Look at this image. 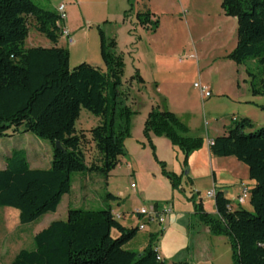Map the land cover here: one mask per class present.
<instances>
[{"label": "trees", "instance_id": "16d2710c", "mask_svg": "<svg viewBox=\"0 0 264 264\" xmlns=\"http://www.w3.org/2000/svg\"><path fill=\"white\" fill-rule=\"evenodd\" d=\"M226 14L237 17L238 40L230 55L237 63L257 59L263 77L253 83V94H264V0H223ZM152 12L139 13L141 25L156 30L159 20ZM28 17L55 45L25 47L29 32ZM57 10L43 8L33 0H0V136L21 129L48 139L52 145L51 166L32 168L26 154L16 150L0 169V206L19 210L20 222L31 223L56 212L63 196L72 189L75 172L109 174L126 154L124 139L130 135V117L123 97V57L117 41L99 27L100 52L105 69L83 62L71 69L70 53L57 46L62 35ZM86 108L102 122L92 128L103 163L88 165L77 134L76 121ZM264 110V105L261 107ZM253 128L249 119L237 121L228 134L212 139L210 151L220 157L233 156L244 163L250 179L253 209L239 205L228 208L230 200L220 190L214 197L217 213L205 211L198 193L189 199L195 214L213 235H224L232 249L230 264H264V127ZM189 127L174 112L153 107L145 122L144 134L154 159L173 188L182 191V175L167 169L158 158L151 135L165 136L172 145L188 155L200 149L205 140L191 136ZM60 142L62 148H57ZM109 199L116 196L108 193ZM137 227H127L112 212L104 209L69 208L66 219L52 221L34 235V248L21 249L10 264H167L159 258L156 240L150 234L144 251L126 248L135 238ZM113 230L118 235H113ZM182 264V263H178Z\"/></svg>", "mask_w": 264, "mask_h": 264}, {"label": "rangeland", "instance_id": "374dc122", "mask_svg": "<svg viewBox=\"0 0 264 264\" xmlns=\"http://www.w3.org/2000/svg\"><path fill=\"white\" fill-rule=\"evenodd\" d=\"M33 1L54 10L65 3L66 26L73 41L71 43L61 35L59 44L69 50L71 69L95 59L104 64L99 27L107 36L116 39L124 62V104L133 114L130 117V135L123 141L127 152L119 157L118 165L109 174L75 172L71 192L63 196L56 213H48L34 222L23 224L18 209L0 206V264H10L23 248H34L36 232L49 226L53 220L66 219L69 208L111 207L127 216L137 208H150L152 202L162 205L166 200L173 201L170 183L162 175L161 165L154 159L152 147L144 134L145 122L153 107L160 106L174 112L188 125L191 136L202 137L205 141L228 134L242 119L253 123V128L247 132L264 127V110L261 108L264 94H253V83H259L263 77L262 66L253 57L241 64L231 58L238 40V20L226 14L223 0ZM146 12L156 14L151 18L159 20L156 30L141 26L138 14ZM27 19L29 32L25 47H53L55 43L36 28L34 18ZM199 82L211 92L207 98H203L200 88L195 86ZM101 122L100 116L86 108L81 109L76 121L88 165L103 163V155L92 137V128ZM156 137H161L158 138L160 160L166 162L169 171L177 172L174 156L180 153V149L166 144L171 142L167 137ZM16 150L26 154L32 168L47 169L51 166V142L21 129L11 132V135L0 136V169L6 167L7 159ZM239 163L242 166L234 161H221L219 165L225 177L245 181L248 179L245 164ZM206 172V167L200 163L193 165L196 183L192 185L186 179L182 182L185 191H182L181 199L176 197L174 200L176 210L185 206L190 208L193 202L189 197L197 191L209 208L214 209V198L207 196L213 188V176L211 171ZM108 193L115 195L116 199H109ZM232 194L236 203V191ZM250 197L251 191L243 206L248 210L253 209ZM177 212L187 214L184 210ZM141 219L145 222L144 218ZM146 224L147 229H140L138 233L141 234L137 233L140 243L148 239L149 231L155 227L154 224ZM170 224L163 223L166 235L161 234L156 240L167 264L185 260L188 256L185 248L198 237L209 238L217 251L218 261L225 259L228 247L232 250L228 238L211 234L195 213L187 214L182 222L175 221L171 228ZM113 235H118V232L113 230ZM125 247L139 251L137 244L127 243Z\"/></svg>", "mask_w": 264, "mask_h": 264}, {"label": "crops", "instance_id": "0c3cea01", "mask_svg": "<svg viewBox=\"0 0 264 264\" xmlns=\"http://www.w3.org/2000/svg\"><path fill=\"white\" fill-rule=\"evenodd\" d=\"M65 26H66V22H65ZM141 26L144 27V28H149V26H146V25H141ZM70 33H71V31H70ZM71 35H72V33H71ZM59 43L60 42H58L56 45L57 46H63V45H61ZM63 47H65V46H63ZM89 63L92 64L93 66H96V67H100L102 69H105L104 64L101 63V60H99V59H95L94 61L92 60ZM215 137H217V136H213L210 139L208 138V140L204 142V145L200 149L195 150V151L191 152L188 155V159H187L188 160V167H186L185 164H184V159H185L184 152L180 150V153H178V152L175 153L174 158L176 157L175 162L178 165V170H176L177 172H175V171H172V172H174V173H176L178 175H182V182H184V180L186 179L187 182H190V183H192V185H195L196 179H195V176L193 174V165L194 164H197V163H200L201 165H203V166L206 167V171H207L206 173H209V171H211V173H212V176H213V188L212 189H216V191H218V190L222 191L224 193V195L226 196V198H228L231 201L230 204H233V209H235V208H237L239 206V205H237V199H238V197H239V195L241 193L242 183L247 184L249 186V189L251 190V188L255 184V181L252 180V179H250L249 170H248V167L246 165H245L244 169L246 170V178H248L247 180L242 181V180H240L239 178H236V177H234L232 179V178H227L228 176L227 177L224 176L225 173L223 171V168L219 165L221 161H234V162H236V164H239V165H240V163H239L240 161L236 157H233V156L220 157V156L213 155L211 153V151H210L209 141L211 139H214ZM158 138L161 139V137H156V135H154V134L152 135V141H153V143L156 146V153H157V156L159 158V154H158V148H159V146H158V140L159 139ZM141 142L143 143V140H141ZM166 144L178 148L177 146L172 145L171 142L170 143H166ZM240 166H242V165H240ZM184 168L187 169V172H185V169ZM185 175H186V177H184ZM168 181H169L170 186L172 188L173 201L171 202L170 200H166L164 202V204H162V205L159 202H152L151 203L152 204L151 206H158V207H161L162 208L164 205H171L173 207V211L171 213H169L168 215H166V217H165V222H167V223L168 222H171V224L169 226V228H171L172 224H174L175 221H177V222L178 221H181L182 222L183 219H184V217H186L187 214H189V213H192V214L195 213V208H194V204H192V206L190 208L189 207L187 208L184 205L185 206L184 209L183 208H180V210H176L175 209L176 203H175L174 200H175L176 197H178V198L181 199V193H182V191H185V188L182 185V189H183L182 191H180L178 189H175V188H173V186H172V184H171V182H170L169 179H168ZM212 189H210V190H212ZM234 191H236V198H235L236 199V203L233 201V199L231 197V195H233L232 193ZM197 193H198L199 199H201L202 202H203V207H204L205 211L208 212V213L216 214L217 213L216 205H214V209H210L209 206L207 205V203L204 201V197H202L200 195V191H197ZM207 196H208V193H207ZM246 202H247V200H246ZM214 204H215V201H214ZM242 206H244V205H242ZM111 209H112V212L114 213V215L117 217V219L119 221H120L119 218H123L124 219V221L122 223L125 226H127V227H135V226L140 225V223H142V220H143V219H141L142 216L138 215L136 213V211L134 213H132L131 215H127L126 216L124 214H121L119 212V210H117L116 208H111ZM183 210L187 214H184L182 212H177V211H183ZM57 211H58V209H57ZM118 214L121 215V216L118 217L117 216ZM67 215H68V212H67ZM166 218H167V220H166ZM56 220H58V219H56ZM151 224H154L155 227L152 230L149 231V233H148L149 234V237H148V239L146 241L141 242V243L139 241H137L138 238H139V236H140L138 234H141V233H138L135 236V238L133 240H131L128 244L129 245L137 244V246L139 247V252H142V251L145 250V248L149 244L150 234H152V233H158L159 232V233L163 234V236L166 235V233H165L166 232L165 226H163V228L161 230V227H160V225L158 223L155 222V223H151ZM146 227L143 230H146L147 229ZM206 230H208L210 232V229H209L208 226H207V229ZM36 233H38V232H36ZM220 236L221 235H219L218 238H222ZM156 247L158 249V246L157 245H156ZM230 247H231V245H230ZM130 249H132V248H130ZM185 249H187L188 256L185 258V260L176 261L175 264H178V263H182V264H217L218 262H220L219 264H230L232 262V250H230L229 247L226 250V253L224 254L225 255V259H223L222 261H218L217 260V257H216L217 251H215L214 245L212 243L210 244L209 238L203 239L202 237H198V238H196L193 241V243L191 244V246H189L188 248H185ZM158 252L160 254L159 249H158ZM160 256H161V254H160ZM161 258H163V257L161 256Z\"/></svg>", "mask_w": 264, "mask_h": 264}, {"label": "built area", "instance_id": "2783aa9c", "mask_svg": "<svg viewBox=\"0 0 264 264\" xmlns=\"http://www.w3.org/2000/svg\"><path fill=\"white\" fill-rule=\"evenodd\" d=\"M56 10L59 14V20L57 23L62 32V36H66L69 42H72L73 40L72 35L65 26L66 16H67L65 3L59 4ZM195 86L200 88L203 98H207L208 96L211 95V92L208 90V87L202 85L201 82L196 83ZM211 143H212V139L209 141V145ZM132 186L135 187V184H132ZM249 192H250L249 186L245 183H242V189L237 199V205H244L246 203L247 195L249 194ZM215 195H216V189H212L208 192V197L210 198H214ZM228 208L233 209V204H228ZM172 211H173V207L171 205H164L162 208L158 206H150V208L141 207L137 209L136 213L145 219V222L140 223L139 228L143 230L147 225L146 223L151 224L156 222L160 225L162 230L163 223H165L166 215H168ZM117 216L120 217L121 215L118 214ZM159 258H161L160 254H159Z\"/></svg>", "mask_w": 264, "mask_h": 264}, {"label": "water", "instance_id": "95a60500", "mask_svg": "<svg viewBox=\"0 0 264 264\" xmlns=\"http://www.w3.org/2000/svg\"><path fill=\"white\" fill-rule=\"evenodd\" d=\"M56 146H57V148H62V145L60 144V142H57Z\"/></svg>", "mask_w": 264, "mask_h": 264}]
</instances>
